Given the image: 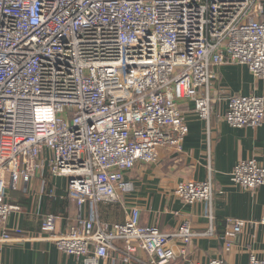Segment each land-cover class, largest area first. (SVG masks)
<instances>
[{
    "label": "built area",
    "instance_id": "2783aa9c",
    "mask_svg": "<svg viewBox=\"0 0 264 264\" xmlns=\"http://www.w3.org/2000/svg\"><path fill=\"white\" fill-rule=\"evenodd\" d=\"M262 2L0 0V224L21 210L9 202V191L45 179L49 170L65 180L78 217L59 234L57 217L45 215L40 232L26 237L31 242H53L86 264L121 250L129 258L143 251L148 264H176L174 241L214 236L212 226L202 234L188 222L165 234L141 225L136 208L126 223L107 225L97 207L122 203L133 191L125 174L136 166L156 163L162 150H183L189 127L180 104L210 123L220 67L245 66L264 79ZM226 104L230 126L264 124V97L232 95ZM231 175L245 191L264 186L256 159L241 161ZM174 194L211 208L213 179L180 183ZM48 197L55 199V191ZM249 224L264 219L237 220L225 233L227 250ZM3 239L12 240L7 232ZM249 264L264 259L252 256Z\"/></svg>",
    "mask_w": 264,
    "mask_h": 264
},
{
    "label": "crops",
    "instance_id": "0c3cea01",
    "mask_svg": "<svg viewBox=\"0 0 264 264\" xmlns=\"http://www.w3.org/2000/svg\"><path fill=\"white\" fill-rule=\"evenodd\" d=\"M261 20L264 21V0ZM219 79L212 84L211 97L216 101L210 123L200 119L193 107L183 102L180 108L186 118L189 134L181 152L160 151L153 164H141L125 174L133 191L122 203H102L97 213L107 225L126 223L133 208L140 212L143 226L157 227L165 234L175 233L188 222L196 233H205L212 226L214 236L194 237L188 245L174 241L176 264L191 261L207 264L223 259L225 264H249L252 256L264 259V225L251 226L232 240L226 248L225 233L237 220L247 223L264 219V186L245 191L234 184L232 172L241 162L256 159L264 166V124L258 128H234L225 120L226 98L232 95L264 97V79L251 74L245 66L225 65L218 69ZM212 177L214 198L207 203L188 205L174 192L183 182H203ZM64 179L46 173L45 179H34L28 185L9 191V202L19 206L6 224H0V264H86L84 258L61 253L50 241L31 242L40 232L45 215L57 217V231L64 234L77 220V202L66 194ZM55 191L56 198L48 194ZM214 216L213 224L209 215ZM89 215V205L85 209ZM21 230L22 233H16ZM7 232L12 240L4 242ZM123 249V245H119ZM185 252L182 254V252ZM143 251L129 258L123 250L100 259L97 264H148Z\"/></svg>",
    "mask_w": 264,
    "mask_h": 264
}]
</instances>
